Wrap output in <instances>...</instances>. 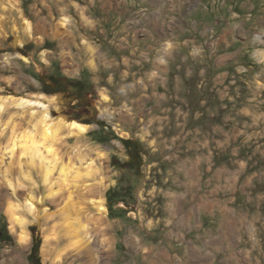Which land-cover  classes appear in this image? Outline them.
I'll list each match as a JSON object with an SVG mask.
<instances>
[{
	"label": "rangeland",
	"instance_id": "374dc122",
	"mask_svg": "<svg viewBox=\"0 0 264 264\" xmlns=\"http://www.w3.org/2000/svg\"><path fill=\"white\" fill-rule=\"evenodd\" d=\"M13 1L19 9L0 0V264H35V240L34 255L53 264L43 260L41 227L24 206L27 190L42 198L46 186L22 149H7L11 136H22L44 108L7 99L2 106L6 96L40 97L54 121L64 116L91 126L79 137L62 127L54 148L88 183L102 182L112 238L107 264H147L154 248L174 247L183 205L197 210L195 195L203 194L215 207L219 196L244 199L246 242L256 245L255 263L264 264V0ZM25 19L33 23L31 37ZM150 31L158 38L155 48L141 43ZM174 33L183 57L170 58L164 77L152 61L160 52V65L167 61L172 45L161 42ZM131 39L133 55L118 49ZM128 138L141 144L134 168L122 165L130 159ZM196 163L198 170H191ZM53 176L60 178L59 166ZM188 179L201 184L184 186ZM12 205L28 221L26 245L17 239ZM38 206L41 213L56 210L47 200Z\"/></svg>",
	"mask_w": 264,
	"mask_h": 264
},
{
	"label": "bare ground",
	"instance_id": "6f19581e",
	"mask_svg": "<svg viewBox=\"0 0 264 264\" xmlns=\"http://www.w3.org/2000/svg\"><path fill=\"white\" fill-rule=\"evenodd\" d=\"M5 1L19 9V4L13 0ZM61 22L62 25H68L71 19L64 16ZM24 28L31 37L33 35L32 21L25 19ZM4 37L5 33L0 27V40L2 41ZM105 98L107 99L106 95ZM5 99L20 107L37 104L44 108V114L38 121L32 124L31 128L25 129L22 136L17 137L14 133L10 138L12 143L7 145L10 152L15 153L16 149L20 148L29 156L31 164L36 165L46 186L45 190L48 192L44 197L39 198L29 189L24 197L27 212L34 217L43 233L44 240L41 247L43 260L51 261L53 264H65L72 258L66 264H107L110 259L112 238L109 235L110 223L107 221L106 200L100 194L102 182L95 186L88 183L87 179L82 178L80 168L73 161L63 163L54 148V142L62 127L68 130L70 137H79L86 134L91 126L76 119L68 120L64 116L54 121L50 116L48 103L40 97L6 96L1 99V103ZM48 100L56 102L57 99L51 97ZM1 162L2 160H0V166ZM58 166L60 178H55L53 172ZM89 173L90 171L85 174ZM27 178L31 176L28 175ZM7 182L14 188V192L18 191V185L12 179ZM3 188L0 183V198H3ZM44 200L56 206V210L45 207L41 213L38 205ZM18 207L19 205L10 207V211H13L11 219L20 228L18 241L26 245L30 240L28 221L25 217L18 215Z\"/></svg>",
	"mask_w": 264,
	"mask_h": 264
},
{
	"label": "crops",
	"instance_id": "0c3cea01",
	"mask_svg": "<svg viewBox=\"0 0 264 264\" xmlns=\"http://www.w3.org/2000/svg\"><path fill=\"white\" fill-rule=\"evenodd\" d=\"M151 35L144 40L143 44H148V48H155L158 38L151 32ZM177 35L165 39L161 42L164 46L171 43L172 50L167 55V61L160 65L162 53L153 57V64L161 70L162 75L166 77L168 72L172 70L171 59L179 60L183 57L179 54L178 48H181L182 41L176 39ZM134 39L127 40L126 44H119L118 49L125 48L130 50L133 55L137 49ZM148 53V52H146ZM159 55V56H158ZM129 59V57H127ZM148 58L151 60L150 55ZM171 58V59H170ZM130 63H128L129 65ZM176 67H180L176 66ZM186 169L187 165L183 166ZM191 170H198V164H192ZM182 182V181H181ZM184 186H198L201 184L199 180H185ZM187 193V191H185ZM182 195V202L185 204L187 194ZM199 198V207L197 210L184 208L182 215V231L179 235V241L173 247L172 244L152 251L146 260L147 264H256L252 256V251L256 248L255 244L248 245L246 242L245 232L248 225L247 211L242 210L246 203L242 202V197L231 196L224 199L219 196L217 199L218 207L212 206L210 200L205 194L195 195ZM235 202L230 205L231 201ZM244 200V199H243ZM194 219V220H193ZM249 238H251L249 236Z\"/></svg>",
	"mask_w": 264,
	"mask_h": 264
},
{
	"label": "trees",
	"instance_id": "16d2710c",
	"mask_svg": "<svg viewBox=\"0 0 264 264\" xmlns=\"http://www.w3.org/2000/svg\"><path fill=\"white\" fill-rule=\"evenodd\" d=\"M67 82H69L71 84V86L77 87L78 84L74 85L73 84V80L71 79H66ZM79 83V82H77ZM72 114H74L75 118H80L79 113L77 112H73ZM85 123H88L87 121H83ZM124 145L126 146V148L128 149V153L130 155V159L125 161L122 165H129L130 167L134 168L136 166V163H134V161H137V163H141V159H142V155H141V150H140V142L138 140L132 139V138H128V139H123ZM111 194H107V198L108 200H111ZM39 248V244L38 241L35 240L34 241V245H33V249L32 252L30 254V259H32L34 261L35 264H41L39 257L35 256L34 254L37 252Z\"/></svg>",
	"mask_w": 264,
	"mask_h": 264
}]
</instances>
